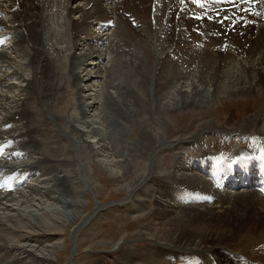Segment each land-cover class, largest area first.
<instances>
[{
	"label": "bare ground",
	"instance_id": "bare-ground-1",
	"mask_svg": "<svg viewBox=\"0 0 264 264\" xmlns=\"http://www.w3.org/2000/svg\"><path fill=\"white\" fill-rule=\"evenodd\" d=\"M201 4L204 6L201 7ZM126 13L129 15L124 17ZM7 16L12 17L9 25L4 21ZM106 28L111 34L103 33ZM10 33L21 35L14 40V44L23 54L21 60L24 64L18 63L12 71L11 65L15 66L16 61L11 65L8 64L10 59L6 62L8 53L3 43L12 39L8 35ZM225 33L229 34L228 38ZM75 34L78 35L77 39L73 38ZM80 35H84L83 38L80 39ZM78 47L79 54L74 53L73 56V50ZM81 69L83 79L88 76L83 81V87L90 84L100 93L105 92L106 87L111 89H106L110 103L102 113L101 108L95 111V106L91 104L86 105L87 110L79 111V117H73L63 110L57 111L67 91L66 85L69 82L73 86L77 84ZM6 70L11 73L5 75ZM26 71H31V79L25 89L26 99L20 106L23 113L15 111L10 115L15 106L9 107L13 110L8 112L9 119L28 120L25 116L28 100L30 95H38L46 116L41 135L47 136L55 147L64 143L69 149H76V164H69L65 171L59 172L65 158L62 160L57 151L53 152L51 158L43 155L44 160L38 157L36 161L22 159L26 161L20 162L15 148L16 160L10 158L11 155H5L4 160L0 158V254L4 253L1 254L2 258L8 256L5 264H19V259L11 256L10 252L26 255L29 259L36 257L31 264L50 260V251L42 246L79 220L84 199L93 190L94 183L84 172L86 163L79 150L83 137L87 133L93 135L91 139H98L97 145L101 144L103 150L102 143L110 137L115 139L117 129L120 135L115 141H121L127 135L124 123L131 115H136L138 107L142 105L147 108L148 120L156 130L143 134L137 147L145 154L149 145L153 147L156 143V146L149 151L146 168L141 166L144 170L141 177L129 187L130 196L113 207L127 213L126 210H131L135 204L137 211L144 208L140 205L144 204L143 198L148 193H155L164 199L157 204V215L153 220H145L141 230H138L143 240L158 245L159 256L176 257L183 260L182 264L198 261H203V264H247L232 260L239 257L255 261L251 264H264V182L252 183L243 170L250 166V171L259 169L264 173V162L258 163L263 156L264 145L260 144L261 148L239 147L233 152V159L225 160L227 167H222L221 161H218L216 167L212 168L213 161L208 162L216 178L221 172L227 178L224 185L218 182L221 177L214 179L218 185L210 184L206 178L194 173L193 170L198 169L191 168L190 164L183 165L180 177L165 178L153 172L159 150L172 144L166 139L168 133L163 120L169 108L195 105L204 108L205 104L224 95L264 89V0H0V88L4 85L7 87L13 78L17 80L23 77ZM134 78L139 83L132 85ZM132 86L133 92L128 93ZM74 94L77 92L74 91ZM112 94L116 97H112ZM255 116L258 117V124L252 122L253 118L243 120L235 129L237 137L247 134L255 136L253 130L264 134L260 129V126L264 129V106ZM101 119L106 126L104 130ZM109 122H113V129ZM83 128L87 131L80 130ZM216 130L220 128L214 127V130H210L211 134H216ZM8 132L2 131L1 134ZM28 135L29 140L20 142L19 149H30L31 155H40L41 141L33 139L31 133ZM209 135V132L203 131L192 134L182 139L185 142L178 143L179 147L175 149L184 152L187 147L204 141ZM116 155L122 157L117 151L113 155H101L105 159L103 161L98 159V164L108 175H113V170L112 163L107 160ZM235 156H241V160H235ZM31 158L28 156L27 159ZM219 160L224 161L223 158ZM192 164L200 165L201 162L194 159ZM235 168L244 173L241 176L245 175L240 188L231 184V170ZM31 169L45 170L44 176L49 184L40 188L46 190V196L54 203L44 200L45 204L28 205L30 200L25 194L31 196L36 193L35 188L29 186L28 191L23 193L22 189L18 197L11 195L16 184L13 179L19 176L20 171ZM29 176L20 178L18 183L28 181ZM68 182L82 190L77 201L67 194ZM255 186L259 187V193L251 189ZM208 189L213 190L211 195ZM56 191L60 193L58 199L54 198ZM23 199L24 202L21 201ZM167 201L177 205H168ZM26 203L28 206H24ZM100 208V205L94 207L78 226L73 227L70 234L73 252L78 249L80 230L99 213ZM191 219L208 221L210 230L198 232L188 227L184 229L183 225L188 226ZM31 242L36 244L28 245ZM118 246L116 244L115 249ZM33 248L36 249L32 251ZM36 251L41 254L35 255ZM135 258L136 255L131 260L134 262ZM99 263L109 264L102 260Z\"/></svg>",
	"mask_w": 264,
	"mask_h": 264
},
{
	"label": "rangeland",
	"instance_id": "rangeland-1",
	"mask_svg": "<svg viewBox=\"0 0 264 264\" xmlns=\"http://www.w3.org/2000/svg\"><path fill=\"white\" fill-rule=\"evenodd\" d=\"M78 20L79 18L77 19V21ZM74 21L76 20L74 19ZM108 30H109L108 28L103 29V33L108 32L109 34H111V31H108ZM196 33H199V32H196ZM225 34H226L225 37L228 38L229 34L228 33H225ZM238 35L241 36L240 33ZM83 36L84 35H80V39L83 38ZM73 38L77 39L78 35L75 34V37ZM99 39H101V34L99 35ZM5 52L8 53L6 62H8V60L10 59L8 64L11 65V62L16 61L15 66L11 65L12 67L10 69L11 71L12 69H16V66L18 65V63L24 66V64H22L23 60H21V57L23 58V54H21V52H18V48L16 49L15 44H13L10 49H7V50L5 49ZM79 52H80V48L78 47L75 50H73L72 55L74 56V53L79 54ZM101 53L104 54V51H101ZM102 59L103 58H101V60ZM105 60H107V56H105ZM8 64H5V66H8ZM6 71H5V75L8 74V72L11 73V71H7V72ZM82 71L83 69L79 71L80 72L79 81L77 82L75 86H73L70 82L69 84H67L68 86L66 85L65 91L67 90L68 92L66 91L67 94L66 93L63 94L61 98L62 101H60V103L62 102V104L59 103V106L57 107V111L63 110L67 114L71 113L73 117H79L78 115L79 111L87 110L86 105L88 104L95 106V111L101 108L100 110L101 113L102 111H105L106 109H108L110 98L109 96H107V92H106L107 87L105 88V92H101V93H100V90L96 89V87L91 88L90 84H88L87 87L86 86L83 87L84 86L83 81L87 80L88 76H86L83 79L84 73H82ZM30 73L31 71H26L25 72L26 76L25 75L23 77L20 76V78L17 80L13 78L11 79V81L8 82L9 85H7V87L4 85L3 86L4 88L3 87H1L2 89L0 88L1 89L0 95L2 98L0 99V101L1 103H3V104L0 103V110H1L0 111V134L4 127L6 128V131H9L7 134H5L7 135L6 142L9 144V147L5 146V148H8V149H5L6 152L4 151L3 153H1V155L8 154V156L11 155L10 158H13V160H16V157L14 156L15 154L10 153L11 152L10 150L13 149L14 147L19 146L20 142L22 143L24 141L29 140L28 138L30 137V135H28V133H31V137H33V139L37 138L36 141H41V144H40L41 146L39 149L40 150L42 149L41 150L42 152L39 150L38 153L40 155L34 156L30 154L31 153L29 151L30 149L27 151L26 148H22L24 150V153L22 156H25V157L24 158H21V156L18 157L20 158L19 161H26V160L36 161L38 160V157H41L42 160H44V156L51 158V156L53 155V152L57 151L62 156L61 157L62 160L65 158V162L60 166L59 172L65 171L66 169L65 167L67 165L76 164L75 161H76L77 150L74 148L69 149L68 146H66V144L64 143H61L58 147H55L53 144H50V141L47 136L44 137L43 135H41V133L43 132V128H44L43 123L45 121L46 116H45L43 105L41 101L39 100L38 95L36 94L30 95L31 100L30 99L28 100V106L25 112V116L28 118V120L27 119H18V120L9 119L11 118L10 115L13 114L15 111H18L20 114L23 113V109H21L20 106H21L23 99L24 98L26 99L25 94L27 93V91L25 89H27V84L31 79ZM92 77H94V75ZM108 81L110 80L108 79ZM137 83H139L137 78H134L131 82L132 85L137 84ZM133 88L134 86L130 87L129 88L130 90H127L129 91L128 93L133 92ZM74 91L77 92V94H74ZM107 91H111V89H107ZM112 97L115 98L116 95L112 94ZM262 106H264V89L262 90L261 88H256L254 91L249 92V93L238 94V95L237 94L236 95H224L215 101H211L205 104L204 108H200L196 105L195 106H178L175 108H169L166 111V113L163 115V120H164V126L168 133L166 139L169 143H172L171 144L172 146L171 145L163 146L159 150L158 154L155 156V160L153 164L154 165L153 172L159 174L160 177L163 176L165 178H170L172 176L180 177L182 173L181 169L183 165L190 164L189 157L192 154L196 155V159L200 158L201 156L200 153L204 155L208 154V156H211V155L223 156L224 159H227V158H230V156L233 157L230 151H233L239 148L240 143L242 141L244 143H249L250 141H254V142H259L261 144H264V134L263 135L259 134V130H253V133L255 136H253V134H247L245 136H242V138H240V136L237 137L235 135L236 133L235 129L240 125V123L243 120H246L248 118H253L252 122H254V124L255 123L258 124L259 120H258V117H256L255 115H257V113L259 112ZM9 107L10 108L14 107L13 109L14 111L11 110ZM9 110L13 111L12 113H10V115L8 113ZM95 111L93 112L95 113ZM17 118L18 116L16 117V119ZM101 118H102V115H101ZM102 123L104 125V128H103L104 130L106 129L105 128L106 126L103 121ZM124 124H125L124 125L125 128L127 129V135L121 141H115L120 135V132H118L119 130L117 131L116 129L117 136L115 137V139L111 137L107 138L105 142L102 143L103 150H101V144L99 146L97 145L98 139L97 140L96 138L91 139L93 138V135L87 133L86 136L83 137V141H82V144L80 145L81 147L79 146L80 147L79 150L81 151L82 158L86 163V165L84 166V172L89 177L91 182L94 183L92 193L90 194L88 193L87 197L84 199V204H82V206L80 205L81 206V209H80L81 217L79 218V220H77L74 225L69 226L68 228H65V231L63 234L58 235L55 238L53 237L54 239L53 241H50L48 242V244L46 243L45 245L42 246L43 248H46L48 251H50L51 255L49 257L50 260L48 262H43L40 264H71V263L72 264H98L99 260H102L103 262H107L109 264H117L121 262H124L125 264H179L182 262V260L181 261L180 260L171 261L167 258L168 255L159 256L158 255L159 253L157 250L158 245L156 243L143 240L139 234V231L141 230L143 226L141 224H144V221L148 219H149L148 221H152L153 218L157 215V212H156L158 208L157 204L160 201L164 200L160 197V195H157L155 193L153 194L148 193V196L143 198L144 204L140 205L141 207H144V208L142 209L140 208L137 211H136L137 205L135 204L131 208V210H126L127 213H124L125 210L123 209L113 207V206H117L115 204L125 201V199L128 196H130V193L128 194L129 187H131L134 184L133 182H135V180L137 179L139 180V178L141 177L140 175L144 171L143 168L144 169L146 168V163L149 157V151L153 149V147L156 146V143L155 145H153V147L152 145H149L148 148L146 149L145 154L141 152L137 147L140 145L139 140L141 139V136L143 134H147L148 131L154 132L156 130V127L154 125L152 126L151 122L148 120L147 108L144 105L139 106L137 114L133 116L131 115ZM108 125L111 127V129H113V122H109ZM216 126L220 128L221 132L224 129L226 131L220 133L217 136H215L216 134H211L212 133L211 131H207V129L214 130V127ZM260 129L264 133L263 127L260 126ZM80 130L87 131L84 128ZM202 131L209 132L210 135L204 141L196 143L198 144L197 146L187 147V149L184 150V152L183 150L179 152V150L177 151L175 149V147H179V145H177L178 143L183 144L185 142V141L182 142L181 141L182 139L188 138L192 136V134H195L197 132H202ZM2 135L3 134H1L0 136ZM20 137H22L21 140L19 139ZM8 140H12V141H8ZM11 144L12 145L14 144V145L12 146ZM86 145H88V147ZM109 146H111L112 148ZM45 148H47V150H45ZM115 151L116 152L118 151L119 153H121L122 157L119 158L120 155H118L119 157L116 155L114 156V158H110L107 160V161H110L109 163H112L111 166L113 170V175H108V173L105 172V170L101 167V165L98 164V159L100 158V160L103 161L105 159L102 156L116 154ZM108 152L110 154H108ZM28 156L32 158L26 159ZM22 159H26V160H22ZM5 160L7 159L5 158ZM141 166L143 167L142 169H141ZM191 168H194V167L191 166ZM140 170H141V173H140ZM33 172H35L37 176L36 175L32 176ZM195 172L197 173V175L201 176L202 178H206V180H208L209 183L212 181L216 185H218L216 180L209 177V175L202 174L200 171H194V173ZM190 173L191 172L189 173L187 172V174H190ZM21 175L22 174H19V176L17 175V177L13 179V182L16 183V178H20ZM44 175H45V170H33L32 174H30L28 178V181L26 180V182H24L20 186H18L17 183L14 184V189H15L14 191L16 192H12L11 195L16 194L15 197H18L20 195V192L21 193L22 191L23 193L25 191L27 192L28 191L27 188L29 186V188L31 189L36 188V189H33L34 191H36V193L31 194L32 197L29 196V193L25 194L27 199L30 200V203L28 205H35L37 203H42V202L43 204H45L46 201L54 203L48 199L49 196H46V190H41L40 188L42 186H48L49 184V182L46 181L47 177ZM165 178L164 179L162 178V179L166 181ZM68 183L67 185H69V192H67V194L68 195L71 194L72 198L77 201V197L80 195L82 190L79 189L77 186L71 185L70 183L69 184ZM119 185L121 186L119 187ZM253 190L257 191L256 189H253ZM212 191H213L212 189L211 190L208 189V193L210 195L212 194ZM54 195H55L54 198L58 199L60 193L56 191ZM37 196H39L41 200ZM21 201L24 202L25 200L23 199ZM48 202H47V205L49 204ZM167 203L168 205H175V204L177 205V203H174V202L171 203V201H167ZM26 205L27 203L24 204V206ZM99 205L101 206L99 213H97L93 218H91V220L86 224V226H83L82 229L80 230V235H79V240H78L79 241L78 249L76 252H73L71 248L72 240L70 238V234H71V231L73 230V227L78 226L81 223V221H83L84 217L88 216V214L92 212L91 210H93L94 207H97ZM165 205L168 206L167 204ZM146 215L147 217H145ZM187 227L194 231L204 232V231L210 230V223L202 219H191L188 226H186V224L183 225L184 229H186ZM35 244L36 243L34 242L28 243V245H31V246H34ZM116 244H119L117 249H115L114 247ZM35 249L36 248H33L31 250L34 251ZM34 253L35 255L41 254L38 251ZM1 254L4 255V253H1ZM1 254H0V264H5L6 262L5 260L6 259L8 260V256H5V258H2ZM10 255L16 256L19 259V264H31V261L32 262L36 261V257L34 256H32V258L29 259V258H26V255L25 256L19 255V253L12 254L10 252ZM135 255H136V258L133 262L131 260V257ZM11 260H14V259L11 258ZM232 260L235 263L236 261H241L247 264H251L252 262H255V261H250L244 257H239V258L232 259ZM195 264H202V263L200 261Z\"/></svg>",
	"mask_w": 264,
	"mask_h": 264
},
{
	"label": "snow or ice",
	"instance_id": "snow-or-ice-1",
	"mask_svg": "<svg viewBox=\"0 0 264 264\" xmlns=\"http://www.w3.org/2000/svg\"><path fill=\"white\" fill-rule=\"evenodd\" d=\"M200 6H201V7H203L204 5H203V4H201ZM198 19H199V17H198Z\"/></svg>",
	"mask_w": 264,
	"mask_h": 264
}]
</instances>
